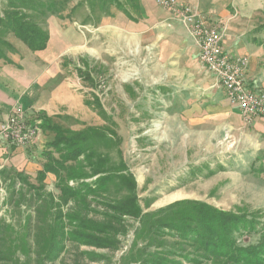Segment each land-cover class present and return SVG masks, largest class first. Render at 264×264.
Wrapping results in <instances>:
<instances>
[{"label":"rangeland","instance_id":"obj_1","mask_svg":"<svg viewBox=\"0 0 264 264\" xmlns=\"http://www.w3.org/2000/svg\"><path fill=\"white\" fill-rule=\"evenodd\" d=\"M161 8L167 15L144 18L145 11L125 0H0V62L14 54L37 73L31 96L23 94L11 112L27 108L36 129L32 143L24 145L33 174L24 173L42 186L36 193L24 180L4 179L1 171L9 170L0 166V264H214L217 259L167 226L172 219L189 217L188 227L198 222L184 200L264 222L262 166L244 164L247 142L230 133L220 109L226 105L222 89L200 63L197 40L173 11ZM229 8L263 73L264 0H233ZM8 11L46 30L47 47L33 51L2 25ZM47 119L69 134H83L85 175L69 185L92 184L95 192L83 198L96 228L125 226L111 231L116 245L83 244L67 236L79 232L68 227L60 241L64 248L49 261L48 227L55 217L50 194L57 203L60 196L55 174L37 180L45 154L55 150V134L41 127ZM74 204L63 205L64 212ZM241 238L254 242L259 236L244 232Z\"/></svg>","mask_w":264,"mask_h":264},{"label":"trees","instance_id":"obj_2","mask_svg":"<svg viewBox=\"0 0 264 264\" xmlns=\"http://www.w3.org/2000/svg\"><path fill=\"white\" fill-rule=\"evenodd\" d=\"M125 2L136 11H144L140 0H125ZM119 4L127 15L135 21L138 20V17L128 10V7L125 8L126 6L122 1H119ZM15 12L8 11L4 16L5 18L1 20V24L5 23L4 26L8 27L31 50L40 51L45 49L50 39L49 33L38 25L27 21L23 13ZM41 127L55 134L54 140L50 142L55 150H49L45 154L47 155V161L38 172L37 180L44 182L48 173L55 174L60 196V203H57L55 194H50L52 195L50 203H52L55 217L51 226L48 227V232L52 237L49 261L54 260L53 256L64 248L60 241L67 238L64 231L68 227L77 229L79 232L71 230V232H67V236L83 244L99 247L116 245L114 238L117 233H111V231L119 232L125 226L119 223L120 228L112 226L106 228V230L96 228L95 222L87 219L90 204L83 198L95 192L92 184L85 182L78 188L69 185L72 179L85 175L82 171V160L80 159L83 153L81 148L83 146L81 143L84 140L81 136L83 134L81 132L69 134L71 132L69 129L53 124L48 119L42 122ZM8 170L9 172L6 169L1 171L2 178L24 180L36 193L41 191L42 186L32 182L30 176L26 173L15 169ZM70 201L75 202V204L67 212H64L63 205H67ZM182 202L188 203L189 209L196 212L198 222L193 227L189 225L191 228L187 226L189 220L192 222L189 217L186 222H178L172 219L168 220L167 226L177 229L180 235L193 240L205 255L215 260L225 259L227 264H264V222L249 220L246 215H237L234 212L222 210L198 200H184ZM104 205L107 204L104 203ZM136 213L133 215L138 216L140 214L139 212ZM106 215L108 218L113 217L111 214ZM244 232H247L249 236H259V238L254 242H244L241 238ZM99 233H103V235ZM87 255L93 258L97 256L94 253H88ZM217 260L214 261V264H221ZM150 263L158 264L159 262L154 263L150 260ZM160 264L168 263L160 261Z\"/></svg>","mask_w":264,"mask_h":264},{"label":"crops","instance_id":"obj_3","mask_svg":"<svg viewBox=\"0 0 264 264\" xmlns=\"http://www.w3.org/2000/svg\"><path fill=\"white\" fill-rule=\"evenodd\" d=\"M180 1L191 6L195 12L204 14L207 17L210 25H214L221 30L222 45L225 51L232 55L248 54L249 63L245 75L246 85L255 91H264V72H259L260 70L257 63V53H255L251 47L249 48L244 44V39H241L243 29L241 28L240 20L230 19L229 7L231 6L233 0ZM140 3L146 12V16L144 18H152L156 15V13H164L167 15V11L162 9L161 6L157 5L156 0H140ZM173 14L178 18V20L180 19L176 13ZM223 30L226 31L225 34H223ZM6 57L8 59L7 62H5L4 59H2L0 62V124L8 117L13 106L19 103L18 99H21V101L23 100L21 97L23 94H29L31 96L30 90H32L34 87L35 77L37 75V73L30 71L31 65L24 67L21 63V58L18 56L12 54L7 55ZM200 63H202L201 60ZM202 66L204 69L208 70L203 63ZM208 72L210 71L208 70ZM210 74L216 79L212 72H210ZM220 88L222 89V96L226 101V105L220 109L221 112L224 111L226 114L223 116L224 120H226L229 127L234 130L230 133H240L238 136L239 139L244 143L247 142V145L243 151L249 156L256 154V156L253 158L246 155L247 158H245L246 160L244 161V164L246 167H248L250 164L251 167L252 162L259 163L262 166V175H264V115L257 117L254 120V123L251 125L245 124L240 109L230 104L225 91L222 87ZM25 110L27 111V108H25ZM234 139L236 140V138ZM24 152V146L14 144L0 135L1 168L16 169L20 172L25 171L28 174H33V171L30 169L33 165L32 160H27L25 155L26 153ZM29 162L32 163L31 166H27V163ZM37 169H39L38 171L41 170V168Z\"/></svg>","mask_w":264,"mask_h":264},{"label":"built area","instance_id":"obj_4","mask_svg":"<svg viewBox=\"0 0 264 264\" xmlns=\"http://www.w3.org/2000/svg\"><path fill=\"white\" fill-rule=\"evenodd\" d=\"M156 3L176 13L188 27L200 46L201 62L215 75L230 104L240 109L245 124L251 125L264 115V91H255L246 85L249 58L225 51L221 30L210 25L204 14L195 12L188 4L180 0H156ZM32 132V124L21 106H16L0 124V135L20 146L32 143Z\"/></svg>","mask_w":264,"mask_h":264},{"label":"bare ground","instance_id":"obj_5","mask_svg":"<svg viewBox=\"0 0 264 264\" xmlns=\"http://www.w3.org/2000/svg\"><path fill=\"white\" fill-rule=\"evenodd\" d=\"M32 141H33V138H34V136H35V134H36V129H34V127H33V125H32Z\"/></svg>","mask_w":264,"mask_h":264}]
</instances>
